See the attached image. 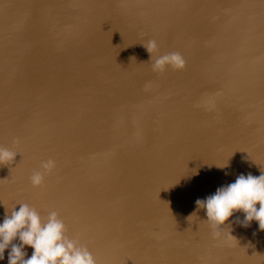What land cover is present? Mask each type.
<instances>
[{
	"label": "water",
	"instance_id": "obj_1",
	"mask_svg": "<svg viewBox=\"0 0 264 264\" xmlns=\"http://www.w3.org/2000/svg\"><path fill=\"white\" fill-rule=\"evenodd\" d=\"M0 264H264V0H0Z\"/></svg>",
	"mask_w": 264,
	"mask_h": 264
}]
</instances>
